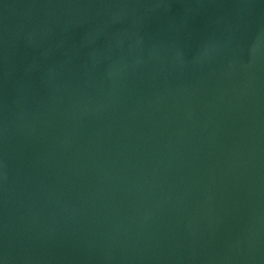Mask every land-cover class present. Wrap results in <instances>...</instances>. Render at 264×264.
<instances>
[{
	"label": "water",
	"instance_id": "1",
	"mask_svg": "<svg viewBox=\"0 0 264 264\" xmlns=\"http://www.w3.org/2000/svg\"><path fill=\"white\" fill-rule=\"evenodd\" d=\"M3 264H264V0H0Z\"/></svg>",
	"mask_w": 264,
	"mask_h": 264
},
{
	"label": "snow or ice",
	"instance_id": "2",
	"mask_svg": "<svg viewBox=\"0 0 264 264\" xmlns=\"http://www.w3.org/2000/svg\"><path fill=\"white\" fill-rule=\"evenodd\" d=\"M0 264H3V262H2V261H0Z\"/></svg>",
	"mask_w": 264,
	"mask_h": 264
}]
</instances>
